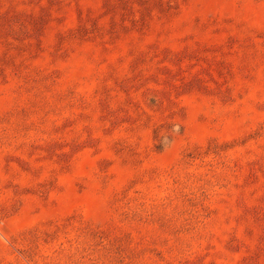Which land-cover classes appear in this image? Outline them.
Here are the masks:
<instances>
[{"label": "rangeland", "instance_id": "1", "mask_svg": "<svg viewBox=\"0 0 264 264\" xmlns=\"http://www.w3.org/2000/svg\"><path fill=\"white\" fill-rule=\"evenodd\" d=\"M0 264H264V0H0Z\"/></svg>", "mask_w": 264, "mask_h": 264}]
</instances>
